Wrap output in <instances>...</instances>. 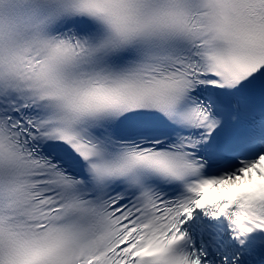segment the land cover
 Returning a JSON list of instances; mask_svg holds the SVG:
<instances>
[{
  "label": "snow or ice",
  "instance_id": "1",
  "mask_svg": "<svg viewBox=\"0 0 264 264\" xmlns=\"http://www.w3.org/2000/svg\"><path fill=\"white\" fill-rule=\"evenodd\" d=\"M0 264H264V0H0Z\"/></svg>",
  "mask_w": 264,
  "mask_h": 264
}]
</instances>
